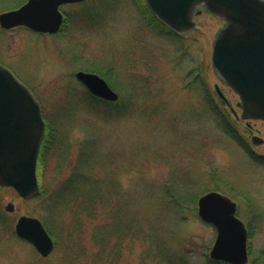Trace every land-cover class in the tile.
<instances>
[{"label":"rangeland","instance_id":"obj_1","mask_svg":"<svg viewBox=\"0 0 264 264\" xmlns=\"http://www.w3.org/2000/svg\"><path fill=\"white\" fill-rule=\"evenodd\" d=\"M25 2L0 0V15ZM145 6V0L65 5L63 27L52 35L0 27V64L32 90L52 132L40 172L38 165L39 196L24 200L0 187V264H92L67 259L56 243L43 257L13 232L24 215L62 225L49 212L48 193L69 179L90 147L101 164L113 157L112 166L97 168L103 186L117 183L124 226L139 219L150 237L127 240L118 264H224L211 258L217 231L198 212L200 197L212 191L238 203L249 231V262L264 264V144H253L239 95L212 67L222 20L201 8L191 32L170 36L153 26ZM80 71L100 75L119 100L92 99L76 77ZM216 86L233 107L222 105ZM253 125L264 139V122ZM185 187L191 200L176 213L171 191ZM102 214L100 227H106L110 217Z\"/></svg>","mask_w":264,"mask_h":264},{"label":"water","instance_id":"obj_2","mask_svg":"<svg viewBox=\"0 0 264 264\" xmlns=\"http://www.w3.org/2000/svg\"><path fill=\"white\" fill-rule=\"evenodd\" d=\"M85 0H29L21 8L0 15L4 29L27 27L42 34L58 33L65 21L61 7ZM153 14L179 35L191 32L200 6L227 22L214 43L213 68L219 78L241 98L243 120H264V1L262 0H146ZM254 45L253 48L248 47ZM96 97L115 102L119 94L100 75L76 74ZM221 99L222 92L217 88ZM225 103V101H224ZM236 114V112H235ZM42 105L35 94L8 68L0 65V186L13 188L24 200L40 192L38 160L46 135ZM255 145L264 143L253 137ZM8 212L15 205H7ZM236 201L217 191L200 197V218L215 227L217 239L213 260L228 264H250L249 231L238 216ZM16 234L30 242L43 256L51 255L55 243L43 222L21 216Z\"/></svg>","mask_w":264,"mask_h":264},{"label":"trees","instance_id":"obj_3","mask_svg":"<svg viewBox=\"0 0 264 264\" xmlns=\"http://www.w3.org/2000/svg\"><path fill=\"white\" fill-rule=\"evenodd\" d=\"M141 11L148 16L149 21L160 32L176 36L151 12L147 4ZM70 93L76 94L75 90ZM87 93L92 99L99 101L88 90ZM50 135L52 132L48 128L39 157V172L46 162V152L51 142ZM93 151L91 147L88 148V151H84L79 162L75 164L74 172L69 179L62 181L59 189L48 193V197L51 199H49V212L53 218L57 215L62 225L54 227L47 220V223H44L56 245L61 247L62 252L66 254L67 259L70 258L73 261L89 259L92 264H99L105 260V264H118L126 241L138 242L141 237L146 236L145 230L140 226L139 219L134 220L135 225L133 222L129 226H124L126 223L123 214L121 216L123 211L120 206L121 201L118 203V199H121V192L119 193L115 181L108 183L107 187L103 186L101 174L98 171L101 160ZM106 160L101 164L102 166L113 165V157ZM1 190L15 191L12 188H1ZM171 194L174 199L171 203L173 210L177 213L186 209L188 201L191 200L188 198L192 196L187 187L175 189L171 191ZM41 195H47L46 190H43ZM103 210H105L106 216L110 217V221L106 227L102 226V228L100 221ZM67 214L71 215L69 224L65 221ZM3 222V218L0 217L2 225ZM89 222L93 225H90ZM9 230L12 229L9 228ZM13 232L16 234L14 229ZM149 238L147 235L143 241L148 242Z\"/></svg>","mask_w":264,"mask_h":264},{"label":"flooded vegetation","instance_id":"obj_4","mask_svg":"<svg viewBox=\"0 0 264 264\" xmlns=\"http://www.w3.org/2000/svg\"><path fill=\"white\" fill-rule=\"evenodd\" d=\"M262 1H264V0H262ZM222 20V19H221ZM227 22L226 21H224V20H222V28L220 29V31L221 30H223L224 28H226L227 27ZM21 28V27H20ZM17 29V28H16ZM12 30H14V29H12ZM220 31L218 32V34L220 33ZM218 36V35H217ZM217 36H216V38H215V40H214V42H213V46H212V67H213V51H214V43H215V41H216V39H217ZM248 47H250V48H253L254 47V45H249ZM214 69V68H213ZM214 71H215V69H214ZM216 72V71H215ZM216 74H217V72H216ZM218 75V74H217ZM222 83L226 86V87H228V89H231V90H233L231 87H229L228 85H226L223 81H222ZM216 88H219L218 86H216ZM219 90L221 91V89L219 88ZM234 91V90H233ZM222 92V94H223V96H224V99H221L220 98V96H219V94H218V96H219V98H220V101H221V103H222V105H224V106H228V107H233L232 106V104L230 103V101L228 100V98L226 97V95L223 93V91H221ZM235 92V91H234ZM218 93V92H217ZM224 101H225V103H224ZM241 104H242V102H241V98H239V100L237 101V103H236V105H237V107H239V108H241ZM253 122H257V121H254V120H252V121H246V127H247V129L249 130V133H250V135H251V139L256 135H258V136H260V132H259V130L258 129H254V125H253ZM262 122H264V121H262Z\"/></svg>","mask_w":264,"mask_h":264}]
</instances>
